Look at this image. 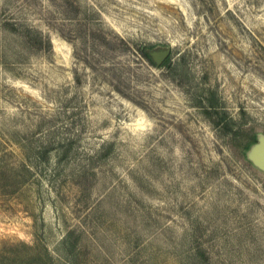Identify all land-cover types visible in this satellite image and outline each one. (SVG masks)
Masks as SVG:
<instances>
[{
	"label": "rangeland",
	"instance_id": "374dc122",
	"mask_svg": "<svg viewBox=\"0 0 264 264\" xmlns=\"http://www.w3.org/2000/svg\"><path fill=\"white\" fill-rule=\"evenodd\" d=\"M254 132L264 0H0V264H264Z\"/></svg>",
	"mask_w": 264,
	"mask_h": 264
},
{
	"label": "water",
	"instance_id": "95a60500",
	"mask_svg": "<svg viewBox=\"0 0 264 264\" xmlns=\"http://www.w3.org/2000/svg\"><path fill=\"white\" fill-rule=\"evenodd\" d=\"M171 52L170 47L150 51L152 57L158 65L162 64L166 56ZM247 157L256 166L264 170V134H258L257 141L247 150Z\"/></svg>",
	"mask_w": 264,
	"mask_h": 264
},
{
	"label": "trees",
	"instance_id": "16d2710c",
	"mask_svg": "<svg viewBox=\"0 0 264 264\" xmlns=\"http://www.w3.org/2000/svg\"><path fill=\"white\" fill-rule=\"evenodd\" d=\"M169 58V57H168ZM168 58H166L165 60H164V62L165 61H167V59ZM257 138H258V134L257 133H249V134H247V137L245 138V143H243V148L244 149H246V153H247V150L250 148V146L254 143V142H256L257 141Z\"/></svg>",
	"mask_w": 264,
	"mask_h": 264
},
{
	"label": "flooded vegetation",
	"instance_id": "af4514ba",
	"mask_svg": "<svg viewBox=\"0 0 264 264\" xmlns=\"http://www.w3.org/2000/svg\"><path fill=\"white\" fill-rule=\"evenodd\" d=\"M166 59V58H165Z\"/></svg>",
	"mask_w": 264,
	"mask_h": 264
}]
</instances>
